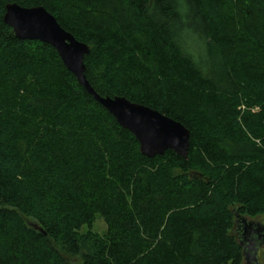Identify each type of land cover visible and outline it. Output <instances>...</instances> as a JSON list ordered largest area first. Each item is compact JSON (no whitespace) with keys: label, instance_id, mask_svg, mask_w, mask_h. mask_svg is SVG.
<instances>
[{"label":"trees","instance_id":"16d2710c","mask_svg":"<svg viewBox=\"0 0 264 264\" xmlns=\"http://www.w3.org/2000/svg\"><path fill=\"white\" fill-rule=\"evenodd\" d=\"M0 0V264H244L236 214L264 215V0ZM43 7L89 46L102 97L190 132L188 157L153 158L56 49L20 40L6 6ZM30 222L37 227H33Z\"/></svg>","mask_w":264,"mask_h":264},{"label":"water","instance_id":"95a60500","mask_svg":"<svg viewBox=\"0 0 264 264\" xmlns=\"http://www.w3.org/2000/svg\"><path fill=\"white\" fill-rule=\"evenodd\" d=\"M4 22L20 40L40 41L56 49L86 91L135 136L143 155L153 158L172 150L182 158L188 157L190 132L181 123L124 97H102L92 88L85 76L84 63L89 46L67 32L45 8L8 4ZM235 232L243 249L244 264H262L259 251L264 247V225L236 214Z\"/></svg>","mask_w":264,"mask_h":264},{"label":"rangeland","instance_id":"374dc122","mask_svg":"<svg viewBox=\"0 0 264 264\" xmlns=\"http://www.w3.org/2000/svg\"><path fill=\"white\" fill-rule=\"evenodd\" d=\"M98 15L105 19L112 18L114 13H124L125 9L117 4L114 0H107L103 7L98 9ZM255 221L261 222L264 225V215L258 216ZM30 224L33 227L36 225L32 222ZM107 226L102 217L98 216L96 222L92 227H84L80 233V245L81 253L79 255L73 256L71 254L62 251V253L67 257L70 264H83V257L85 254H91L96 251L97 243L103 241L106 235ZM259 260L264 264V247L259 251Z\"/></svg>","mask_w":264,"mask_h":264}]
</instances>
